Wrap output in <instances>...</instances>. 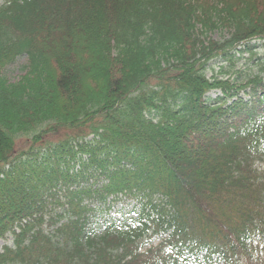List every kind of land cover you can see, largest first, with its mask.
Returning a JSON list of instances; mask_svg holds the SVG:
<instances>
[{
    "label": "trees",
    "instance_id": "1",
    "mask_svg": "<svg viewBox=\"0 0 264 264\" xmlns=\"http://www.w3.org/2000/svg\"><path fill=\"white\" fill-rule=\"evenodd\" d=\"M0 241V264H264V0H4Z\"/></svg>",
    "mask_w": 264,
    "mask_h": 264
},
{
    "label": "rangeland",
    "instance_id": "2",
    "mask_svg": "<svg viewBox=\"0 0 264 264\" xmlns=\"http://www.w3.org/2000/svg\"><path fill=\"white\" fill-rule=\"evenodd\" d=\"M4 2V0H0V5ZM27 66V58L21 57L17 59L16 62L13 63V65L8 66L3 71V76L11 83L18 81V79L25 73V67ZM213 96V95H211ZM116 210L120 208V205H117ZM131 204L128 202L126 205H124V211L123 213H129L131 211ZM10 246V241H0V252L2 251L3 246Z\"/></svg>",
    "mask_w": 264,
    "mask_h": 264
}]
</instances>
